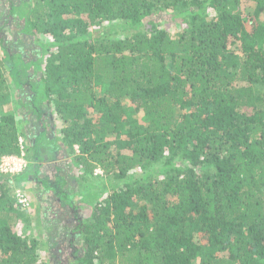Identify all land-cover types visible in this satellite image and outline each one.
<instances>
[{"label": "trees", "instance_id": "obj_1", "mask_svg": "<svg viewBox=\"0 0 264 264\" xmlns=\"http://www.w3.org/2000/svg\"><path fill=\"white\" fill-rule=\"evenodd\" d=\"M20 6L0 12V161L19 154L22 136L29 166L0 180L20 188L42 175L46 190L55 186L82 238L76 264H264V0ZM15 13L11 36L42 58L31 65L8 48ZM25 106L34 134L15 118ZM50 120L60 137L47 134ZM69 156L83 169L72 179L81 192L58 177ZM95 169L111 191L81 220L74 196L91 204L85 176ZM6 185L0 264H39L37 241L17 231L29 216Z\"/></svg>", "mask_w": 264, "mask_h": 264}, {"label": "rangeland", "instance_id": "obj_2", "mask_svg": "<svg viewBox=\"0 0 264 264\" xmlns=\"http://www.w3.org/2000/svg\"><path fill=\"white\" fill-rule=\"evenodd\" d=\"M9 2H12L17 6L18 9H21L20 4L23 3L24 0H0V12H2L1 15L8 14L7 9L9 7ZM167 20L168 18L165 17L162 28H166L171 32L174 31V26L166 22ZM9 22H11V25L6 29L7 32H4V34H6L5 37L7 39H13L14 44L13 46H9L8 48L10 50L12 48L16 49L15 53L22 52V57L24 58V62H26L25 64L27 65H31L30 62H32V60L34 59L41 60L42 58L38 57V55H36L32 51H24L22 49V43L24 42L23 37L19 35H17L16 38L15 36H11L12 33L10 28H15L21 22L19 14H13ZM0 33L3 34V31H0ZM122 37L123 36H119L118 39ZM33 70V68H30L28 70V77L32 80L35 79V76H32V73L34 72ZM23 79H25V77ZM34 81L37 82L38 79L36 78ZM4 110L5 112H7V110H11V106L8 105ZM30 111H32V108L30 109V107L27 106H25L24 108L22 107L21 109H17L15 118L21 123L22 132L34 134V131L31 130L29 123V121L32 119L31 113L29 114ZM55 121L57 122V120ZM51 122L53 121L50 120L46 122L48 124L47 134L53 136L52 138L60 137L58 128L52 127ZM41 136L43 135L41 134ZM50 141L52 140L50 139ZM47 145L49 146L50 142ZM71 158H73V156L67 157V160H62L61 164H59L60 166L62 165L61 167H65L66 171L63 173L61 172L58 177L66 176V181L68 183H75V191L81 192V190H83V187L80 186V184L82 185V183H79L78 180L72 181V179H77L80 176L78 175V171L80 172L83 169L75 166L73 160L71 162ZM67 163H69V165H67ZM49 169L51 168L47 169V167H44L41 172L49 174L51 177L54 176L55 174H53L52 172H48ZM67 169H70L72 171L69 172L67 171ZM102 176L103 173L102 171H100V169H96L95 171H93V173H87V175L85 176V181L90 182L88 191L90 194H92L90 197L91 204H86L85 200L80 198V196H78L77 194L74 196V202L78 206L77 214L81 220L88 217V215L92 211L93 204H95L96 201L110 194L111 180L104 179L102 178ZM83 178L81 177V180H83ZM42 180V175L41 178H37V180H33V177H31V179L27 181L22 180L20 188H18L19 186L17 182L15 183V181H12V179H8V177H4V179L2 178L0 180V182H4V184H7L6 187L9 186L11 188L12 186V188H15H11L12 190L9 193L10 196H12L13 193L19 189L21 191H25V193H27V195L29 196L30 200H28L30 202V205L27 209L22 211L24 215L29 216V220L27 221V223H24V221L19 219V222L17 223V231L22 237L37 241V255L39 264H76V258L74 257V254H80L83 251L82 238L76 237V239H73L72 231L74 230V225L76 223L71 218V212L68 210V207H57V205L59 204H57V199L55 198L54 191H51L55 186L50 187L46 190L44 188L45 185L42 184ZM52 180L53 179H50L49 182H55L57 179L53 181ZM50 197H52V201L49 202L48 199Z\"/></svg>", "mask_w": 264, "mask_h": 264}, {"label": "built area", "instance_id": "obj_3", "mask_svg": "<svg viewBox=\"0 0 264 264\" xmlns=\"http://www.w3.org/2000/svg\"><path fill=\"white\" fill-rule=\"evenodd\" d=\"M23 140L18 139V155L3 156L0 161V174L3 176L18 175L27 170L29 163L25 159V149ZM16 203L20 208H28L29 200L27 196H24L20 190H17L14 194Z\"/></svg>", "mask_w": 264, "mask_h": 264}, {"label": "clouds", "instance_id": "obj_4", "mask_svg": "<svg viewBox=\"0 0 264 264\" xmlns=\"http://www.w3.org/2000/svg\"><path fill=\"white\" fill-rule=\"evenodd\" d=\"M19 138H21V139L23 140V142H24L23 144H24V148H25L26 140H25L24 137H22V136H19L18 139H19ZM17 146H18V143H17ZM18 149H19V148H18ZM95 170H96V169H95ZM95 170H94V171H95ZM100 171H101V170H100ZM16 191H17V190H16ZM16 191H15V192H16ZM20 191H21V190H20ZM15 192H14L13 194H15Z\"/></svg>", "mask_w": 264, "mask_h": 264}, {"label": "crops", "instance_id": "obj_5", "mask_svg": "<svg viewBox=\"0 0 264 264\" xmlns=\"http://www.w3.org/2000/svg\"><path fill=\"white\" fill-rule=\"evenodd\" d=\"M48 200H49V202L52 201V197H50ZM56 201H57V204H59V205H57V207H60L61 206L60 202L58 200H56ZM61 207H63V206H61Z\"/></svg>", "mask_w": 264, "mask_h": 264}]
</instances>
